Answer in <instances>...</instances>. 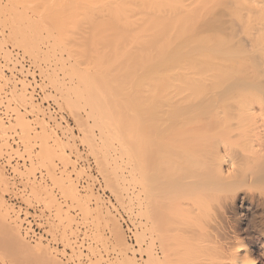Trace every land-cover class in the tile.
I'll return each instance as SVG.
<instances>
[{
    "label": "rangeland",
    "instance_id": "1",
    "mask_svg": "<svg viewBox=\"0 0 264 264\" xmlns=\"http://www.w3.org/2000/svg\"><path fill=\"white\" fill-rule=\"evenodd\" d=\"M140 1L116 0L115 3L118 4L121 10L122 8L127 10L124 16L131 15L133 17V11H136L134 17L139 15L140 17L154 16L152 13L155 14V12H152V10L157 9L158 13L155 16L159 15L158 17L160 15L161 17L169 15V18L170 16L174 18L175 16H180L192 19L194 15L193 19H195V16H200L198 19L202 18L204 22L206 21L205 23H207L208 27L204 26L203 30L199 29L200 31L197 29V33L188 36L187 40L189 38H195L194 40L198 38V41H200L201 38L202 42V39L206 41L208 40L206 38H209L210 42H215L217 45L213 46V43H208L209 46L205 49L197 46L198 51L197 48L189 51V53L186 51L182 54L184 58L181 63L195 62L199 64L201 62L200 64H203L207 60V62L205 61L207 65H214L219 64L218 62H221L224 58L223 62L228 59L231 63L234 61L235 64L238 63L237 60L239 58L241 64L244 62L250 64L252 56L257 60L261 55L260 50L257 49H251L252 52L250 51V53L252 55H250V47L244 42L246 36L241 31V25L246 24L244 21L256 17L255 11L262 4L259 2L261 0H250L251 2L249 0H234L236 3L240 2L239 6L241 7L238 6L239 8L237 7L238 3L236 4L233 0H227L228 3L226 0H222L223 2L216 0L217 4L220 2L218 5L215 4V1L213 3V0H206L208 1L207 3H203L204 0H186L189 2L181 0V3H179L177 0L178 5H180L179 8L175 2L176 4L173 6L169 5L171 3L168 4L174 10L169 9V6L165 7V9L167 8L166 10L163 9L169 12L167 13L168 15L162 10L168 2L163 5L164 0H147L148 2L142 5ZM171 2L173 4L172 0ZM221 2L224 4L222 5ZM208 3L211 4L209 5ZM185 4L186 10L184 8ZM204 4L205 6L207 4V6L205 7ZM235 4L236 7L234 6ZM224 6L229 7L224 8ZM242 6H244V9H242ZM208 7H212V10L208 9ZM147 8L150 11L146 12ZM176 8L178 9L175 10ZM226 8L230 12L233 9V16L228 15L233 18L232 22L235 20L234 16L238 14L236 16L237 20L240 19L239 23L242 21L244 23L242 22L240 25L235 20L237 23L233 22L235 24L233 25L235 26L233 30L237 31H234V33L232 31L228 33V31L223 30L222 35L225 32L226 35H224L227 37L228 33L226 40L231 39L230 33L236 36L233 41L229 39L230 41L228 40L229 42L225 43L227 45L222 43V40L221 45L224 47L222 48L218 44L217 39L214 41V36L210 35L222 32V29L220 30L221 32H215L212 26L215 20L213 18L217 16L222 18V15L228 14V12L223 14L227 10ZM143 9H146L144 11L145 14L142 13ZM206 9L209 11H206ZM236 9L240 10V15ZM251 9L253 17H249L250 12L248 13L249 15L247 14L248 10ZM188 10L192 13L189 12V14ZM215 11H218L216 14L219 13L217 16ZM230 12L229 14H231ZM234 12L237 14L234 15ZM146 13L149 15H146ZM227 14L223 17L226 18ZM260 15L261 13H259ZM204 17L207 19H204ZM202 20L201 22L205 25ZM56 23V20H52V0H0V117L2 116V119L0 118V160L7 158V164L11 166L10 170L14 175V180H17V183L11 184L8 172L5 171L3 164L0 162V264H45L46 259L43 261V259L41 260L37 257V261L36 256H32L29 254L31 252L25 249L26 247L32 249L38 244H40V249L48 253L51 259L55 260L53 262L57 264H74V261L80 262L82 259L85 260V264H149L152 249L154 248L157 252L156 256L162 259L159 242L150 243L148 238L149 223L145 220V215L138 213L140 202L142 205L147 202L145 200L146 197L143 196L144 193H139L140 188L132 180L134 132L131 94L135 87L136 79V83H138V80H148L145 75L150 77L149 80L152 77H158L154 73L156 69L152 68L154 66L162 67L167 64L169 62L167 56L168 54L169 56L173 55V53L172 55L170 53L172 50L167 52L163 50L161 54L157 48L156 53H158L155 56L153 53H155L154 50L156 48H152L146 53L147 48H145L146 43H144L146 37H140L143 39L142 42L144 44L137 45L136 49L128 45L129 43H126L127 45L124 44L126 47L124 45L123 47H117L119 50L117 48L114 50L112 47L104 49L101 46V50L104 49L103 51L108 58H111L113 54L115 55L113 58H116V54L118 55L119 53L120 56L118 55L117 58H119L121 63L118 60L113 62H118L120 67L116 63V68V64L112 62V65L107 64L105 66L107 68L98 70L94 64V58H91L94 56L93 54L84 58L80 56L77 63L78 67L97 78L92 86L85 88L81 87V85L84 86L85 84L77 81L78 85L81 84L78 86L75 84L76 78L73 76L70 78L67 75V73L71 74V69L75 68L72 65L75 55H80V52H76L71 55L74 58L69 57V47L72 44L71 38L77 36H68L70 37L69 39L66 36H60L55 29ZM66 28L70 30L71 27L66 25ZM78 28L81 29L82 25ZM208 28L211 30L208 31ZM222 35H218L220 36L218 38L223 39ZM128 38L130 40L131 37L127 36L126 40ZM133 38H136V36ZM212 38L213 40H211ZM183 40L186 41V37ZM211 45L212 47H210ZM241 47L245 51H241ZM246 49L249 50L247 51ZM136 50H139V54ZM140 50L144 53H141ZM116 51L123 52L122 56L124 57L121 56L120 52L117 53ZM192 51L194 55H192ZM164 52L165 54H163ZM205 52L208 53L205 54ZM133 53H137L139 56ZM208 54H211V56H208ZM212 54L217 56L218 59L213 57ZM248 54L250 58L247 57ZM140 56L142 61L139 58ZM196 56L200 61L194 58ZM205 56L207 58H204ZM161 57L167 58L161 60ZM220 57L222 58L220 59ZM137 58L139 60L135 63ZM191 58L194 59L191 60ZM148 60L150 61L147 62ZM179 60L177 59L176 61ZM205 63L203 65H206ZM149 68L151 69L149 72L152 71L151 73L148 72ZM122 69L123 72H121ZM157 77L152 79H157ZM159 77L161 78V75ZM79 88H85L87 91L82 93L84 90L81 92ZM89 90L95 93L89 92ZM80 95H83L82 99H80ZM45 111L52 114L51 119L46 118ZM8 113L11 118H3ZM143 145H140V148L144 150ZM12 160L16 162L11 165L10 162ZM18 161H22V164H19ZM16 185L22 187V194L16 203H11L7 195L10 193V189ZM238 193L234 202L230 204L231 209L225 215L226 226L230 234L231 229H233L249 246L259 264H264V237L262 236L264 230L262 222H264V219H261V215L249 197L241 192ZM137 197L138 199H136ZM143 197L145 198L141 199ZM27 220H30V223ZM24 223L29 226V229L27 228L29 232L32 234L36 233L35 238L27 236V229L24 228ZM8 230L10 231L8 232ZM228 230L226 229V231ZM12 232L13 234L16 233L13 237ZM122 232L123 234L120 235ZM127 232H131V242H129ZM9 235L12 237L10 239L14 240L18 236L16 238L19 240L10 241ZM140 238L143 240H140ZM21 242L22 245L27 243L24 249L19 244ZM207 244H203V246L200 244L201 247L199 246L202 249L208 248L205 249L206 254L202 252L203 255L200 258L208 254V257L210 256L205 259L202 257L201 259L206 261L202 262L200 260L201 264H206L207 260L210 261L207 264H213L212 260L215 261V258V264H219L220 261L217 259L219 255L216 254L214 249L210 251L213 247L211 246L210 248V244L208 246ZM179 246L181 245L178 244L176 248ZM31 256L32 259H30ZM196 260L195 262H198ZM46 261L50 264L52 262H50L49 258ZM179 262L176 261L174 264H181V262L187 264L184 261ZM193 262L190 264H193Z\"/></svg>",
    "mask_w": 264,
    "mask_h": 264
},
{
    "label": "bare ground",
    "instance_id": "2",
    "mask_svg": "<svg viewBox=\"0 0 264 264\" xmlns=\"http://www.w3.org/2000/svg\"><path fill=\"white\" fill-rule=\"evenodd\" d=\"M172 1L173 4L171 0H164L163 5L166 2L168 3H166L167 6H165L166 4L164 7L162 6V10L169 5L173 6L177 3V6L178 2L181 3V0H178V2L177 0ZM205 1L206 0H204L203 3L208 2ZM214 1L216 2V0L212 2L215 3ZM236 1L234 2L236 3ZM115 2L116 0H52V20H56L55 29L60 36H77L71 38L72 44L71 47H69V57L74 58V56L71 55L76 52H80V55H75L72 61L73 64L71 63L74 65L73 68H75L71 69V74L67 73V75H69L70 78H72L71 76L76 78L75 84H77V81L78 83L85 84L84 86L79 84L81 87L88 88L90 85L92 86L97 78L78 67L77 63L80 56L84 58L93 54L94 56L91 58H94L95 67H97L98 70H102V68H107L105 67L107 64H111L115 60L119 61L117 57L120 51H116L118 55L114 52L117 47H123L124 44L129 43L128 45L136 49L137 45L139 46L143 43V39L140 37H146L147 39L144 40V43H146L145 48H147L146 51L144 50L146 53L152 48H156L155 50L153 49L155 52L153 53L154 55L158 53H156L157 48L160 52L163 50H166V52L168 50L173 51L170 52L171 55L173 53L172 56H169V54L167 56L169 60L167 64L162 67H155V64L153 65L154 67L152 69H156L154 70L155 75H158V77L161 75V78L156 76L157 79L153 80L152 78L156 77L151 76L152 78L149 80L150 77L145 75L148 80L144 78L145 81L138 80V83H136V79L135 87L131 94V112L134 132L132 144V180L134 184L140 188L139 193L143 192L145 194H143V196L146 198L143 197L141 199L145 198L147 202L145 205L143 204L145 207L140 202L138 213L140 215H145L144 218H146L145 220L149 223L147 232L149 233L148 238L150 239V243L154 241L159 242L158 245L163 259H159L158 256H156L157 252L154 248L152 249L149 264H174L176 261H184L190 264L193 262V259V264H201V261L203 262V259L207 258L209 255L202 256L203 259H201L202 257L200 258L203 253L206 254L205 249L207 247L205 249L200 248L201 245H206V243L210 244V248L211 246L213 247L210 251L214 249L216 254L219 255H217L219 257H217V259L220 261L219 264H259L257 258L253 255V251L233 229H231L230 234L226 226L225 215L231 209L230 204L234 202L236 195L239 194L238 192H241L249 197L251 202L256 206V210L261 215V219H264V0L259 1L262 4H260V7L257 8L258 10L256 9L255 11L256 17L252 19L249 18L251 16L253 17V15H251L253 14L251 13L253 8L248 10L247 14L250 12V15L248 14L249 17L247 15L249 20L244 21L246 24L242 21L244 24L241 25L242 22L239 23L240 19L237 20L236 18L240 10L236 9L238 12H234V15L237 14L234 16V19L242 26L241 31L244 33L243 35L246 36L243 38L245 40L244 42L250 47V50L248 49L249 53L254 49L260 50L259 52L261 55L259 59H257L258 61L252 56L253 58L251 57L252 60L250 64L245 62V64H241L239 58L238 60L236 59L238 63L235 64L234 61L231 63L228 59L225 61L227 63L223 62L224 58L222 61L219 60L221 62H218L217 56L212 54L213 57L217 58L215 59L219 63L214 65H207L205 63L207 60H202L206 65H203L204 63L200 64L201 62L199 64L195 62L181 63V60L184 58V55L182 56L184 52L187 51V53H189V51L194 50L197 46H201V49H205L209 44L213 43L212 41L210 42L209 38H206L208 39L206 40L207 42L204 39H202L203 41L201 42V38L200 41H198V38L196 39L198 42L194 40L195 38H189L187 40L188 36L197 33V29L203 30L202 28L204 26L208 27L207 23H205L206 21L204 22L202 18H200L205 24L203 25L201 20L198 19L200 16H195V19H193L194 15L192 19L190 17L186 18L185 16V18L180 16H175V18L170 16L169 18L167 14L169 12L163 10L168 16L161 17L160 15V17H158L159 15L155 16L158 13V10L155 9L152 10V12H155V14L152 13L154 16L146 13V15L149 16L140 17L139 15L137 17L135 16V18L134 13L136 11L132 12L133 17L131 15V17L124 16L127 10H125V8L121 10ZM147 2V0L140 1L142 5ZM185 2L189 1L185 0ZM192 3L194 2L192 1ZM186 4L185 7L183 6L185 10ZM208 4L210 5L211 3ZM215 4H217V2ZM236 4L234 5L235 7ZM239 4L240 2L237 7ZM171 6H169V9H173ZM179 6L180 5H178V8ZM190 6H192V4ZM229 6H224V8ZM243 7L244 6H242V9H244ZM149 8H147L148 10L143 9V12L140 11L142 13H144L145 10L148 12L150 11ZM209 8L211 9L212 7H208V9ZM128 9L130 8L128 7ZM198 11L200 10L198 9ZM206 11L209 10L206 9ZM218 11H215V14ZM232 11L233 9L231 12L227 9L223 12V14L228 12V14L226 13V18L223 17L226 14L222 15V18L217 16L219 13L216 14L217 17L213 18L215 20L212 26L215 32L221 29L222 32L220 31V34L219 32L215 33L217 36L214 34L210 36H214V41L217 39V42H219L218 44L222 48L224 47L221 44H225L230 39L226 40L228 33L237 31L233 30L235 29V26H233L235 25L233 24L235 20L232 22L231 20L233 18L229 17L230 15L233 16ZM189 12L191 11L188 10V13ZM196 12L195 14H197ZM229 12L231 14H229ZM259 13H261L260 16ZM240 14L241 13H239V15ZM162 15L164 14L162 13ZM205 18L206 17H204V19ZM237 22L235 21V23ZM66 25H70V30L66 28ZM80 25H82L81 29L78 28ZM210 30L211 29L208 28V31ZM223 30L226 32L228 31L227 37L225 36V32V35H222ZM233 33H230V40L232 41L236 36ZM131 35L133 37L136 36V38H133ZM218 35H222L221 37L223 39L218 38L220 37ZM127 36L133 39L130 38L129 40L128 38V40H126ZM185 37L186 41L183 40ZM69 38L70 37H68V39ZM211 40H213V38ZM216 45L217 44L214 42L213 46ZM101 46L104 49L107 47L114 48L112 51L116 54L117 59L115 57L113 58V56H115L114 54L111 58L109 57V59L107 54L104 53V49L101 50ZM122 47L121 49H123ZM210 47H212V45ZM117 50L119 49L117 48ZM243 50L244 48H242L241 51ZM136 51H138L137 53L139 54V50ZM120 53L121 56L124 54L123 52ZM141 53L144 52L141 51ZM206 53L208 52H205V54ZM163 54H165V52ZM192 55H194L193 51ZM250 55H252V53H250ZM250 55L248 54L247 57ZM173 56H176L174 57L176 60H179V58L181 59L176 61ZM208 56H211V54H208ZM139 58L142 61L141 56ZM139 58L135 59V63ZM194 58L199 60L197 56ZM204 58L207 57L205 56ZM221 58L222 57H220V59ZM228 58L230 59V57ZM163 59L164 58L161 57V60ZM193 59L191 58V60ZM149 61L150 60L147 62ZM116 63L118 62H113V64ZM119 65L118 63V67H120ZM122 65L121 67L125 69V66L123 65V67ZM123 69L121 72H123ZM149 70L151 69L149 68L148 72ZM148 72L147 74L149 75L152 71ZM101 74L103 75V73ZM85 88H81L82 90L79 89L81 92L84 90L82 92L84 93L87 91ZM89 92L95 93L92 90H89ZM83 95H80V99H82ZM45 115L48 119L52 118V114L47 111H45ZM9 116L11 117V115ZM14 142L19 144L17 141ZM142 144H144V150L140 148ZM139 193L138 195L140 196L141 193ZM138 197L136 199H138ZM136 206L138 205L136 204ZM262 224L264 225V222H262ZM226 229L228 231H226ZM9 231L10 230H8V232ZM121 234H123V232L120 233V235ZM262 236L264 237V230ZM12 237L9 235V239ZM16 237L18 238V236ZM16 237L15 239H17ZM141 238L140 240H143ZM15 239H10V241H16ZM19 244L22 245V242ZM178 244L181 246L176 248ZM25 245H22L23 249ZM39 245L40 244L34 247L31 246L32 249H28L25 246V249L27 251L29 250L31 252L29 254L32 256H36V260L37 257L41 260L43 259V261L49 258L50 262L52 261L51 264H57L54 263L55 260H52L48 253L40 249ZM173 245L175 246L173 247ZM214 250L213 252L215 253ZM213 252L212 254H214ZM32 256L29 258L32 259ZM195 259H197L196 261L198 262H195ZM46 260L45 264L48 263ZM207 261L210 262L209 260ZM212 261L214 262L213 264H215L216 258L215 261ZM181 264L183 263L181 262Z\"/></svg>",
    "mask_w": 264,
    "mask_h": 264
},
{
    "label": "built area",
    "instance_id": "3",
    "mask_svg": "<svg viewBox=\"0 0 264 264\" xmlns=\"http://www.w3.org/2000/svg\"><path fill=\"white\" fill-rule=\"evenodd\" d=\"M6 117L11 118L9 115L3 116V118H6ZM0 162H1V164H3V168L5 169V171L8 172V177L11 179L10 180L11 184L17 183V180H14V175H13L12 171L10 170L11 166L9 164H7V158L6 159L5 158L1 159ZM15 162H16L15 160H12L10 162V164L12 165ZM18 162H19V164H22V161H18ZM21 194H22V187L16 185V186H14V187H12L10 189V193L7 195V197L11 200L10 201L11 203H16L18 198H19V196H21ZM27 221L30 223V220H27ZM23 225H24V228H26V229L28 228L29 229V226L27 224L24 223ZM28 229L26 230L27 231V236H29L30 238H35V234L36 233L34 232L35 234H32L31 232H29ZM127 237L129 239V242H131V232H127ZM73 263L74 264H85V260L82 259V260H80V262L74 261Z\"/></svg>",
    "mask_w": 264,
    "mask_h": 264
}]
</instances>
